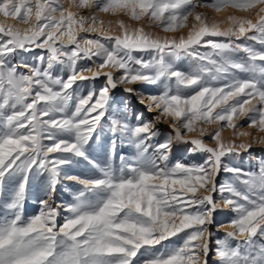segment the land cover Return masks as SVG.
I'll return each instance as SVG.
<instances>
[{
    "label": "snow or ice",
    "instance_id": "1",
    "mask_svg": "<svg viewBox=\"0 0 264 264\" xmlns=\"http://www.w3.org/2000/svg\"><path fill=\"white\" fill-rule=\"evenodd\" d=\"M258 6L255 22L229 16L223 31L197 11ZM97 12L146 19L164 33L187 27L189 17L196 23L186 38L162 40L119 20L112 35ZM0 15L27 26L0 23V264H264V158L251 155L264 136L236 123L246 118L264 133V0H0ZM36 49L43 52L32 62H17ZM102 74L99 89L74 87ZM133 84L160 91L144 95ZM119 85L159 115L114 112ZM169 119L160 139L157 124ZM211 125L218 127L209 132ZM225 128L234 136L227 143ZM179 145L206 154L204 162L173 161ZM124 146L132 155H117ZM241 150L250 154L247 168L223 162ZM81 164L86 173L73 174ZM221 171L231 175L218 183ZM64 182L79 187L60 204ZM30 196L39 207L27 216ZM223 208L234 216L217 229L231 230L213 239L209 226Z\"/></svg>",
    "mask_w": 264,
    "mask_h": 264
},
{
    "label": "rangeland",
    "instance_id": "2",
    "mask_svg": "<svg viewBox=\"0 0 264 264\" xmlns=\"http://www.w3.org/2000/svg\"><path fill=\"white\" fill-rule=\"evenodd\" d=\"M60 3L64 4L65 7H69L72 3V0H59ZM78 2V0H77ZM195 3H211L212 0H194ZM259 7L250 10L248 12H242L238 11L235 9H225L222 12H216L211 8H197L198 12H202L206 15L208 23H213L216 22L220 25V29L226 30L228 27H231V24L228 22L227 18L229 16H236L238 18L242 19H251L253 22L256 20V13L259 11ZM73 12H78L80 15L88 16L91 13L94 12V9L92 8H83V9H77L75 7H71L70 9ZM96 16L98 20H102L105 24V26L111 24V33L112 35H119L121 30L117 25V21L123 20L125 24L130 25L131 28H140L143 27L146 32H151L154 37L158 36L162 40L164 38H176L178 39L179 37H187L188 32L191 29L192 24L196 23L195 20L192 17H189V20L187 22L188 26L177 31L174 33H164L160 30L159 27H156L152 25L150 22H148L146 19L141 20L139 22L133 21L129 18V16L125 15L124 13H117L116 15H112L110 13H101L97 12ZM87 26V25H86ZM81 34L87 36L89 38H96L100 36L99 32H92V33H83L80 32L78 33L79 36ZM207 39H219V38H207ZM43 50L41 49H36L33 53H28V54H22L16 58L17 62H22V61H27V62H32L33 57L38 54L42 53ZM81 63L84 64H89L93 68H95V64H93L91 61H82ZM179 66L181 68H187V62L186 61H181L178 62ZM109 69H105L104 71H108ZM62 75H67V73H62ZM85 75H90V73H85ZM114 75L119 76L120 73L116 72ZM105 84V78L103 77V74L101 77L95 81H78L77 85H74V87L77 88V90L81 93L84 94L88 90H91L93 88L99 89ZM127 87H132L134 89H137L138 91L142 92L144 95H155L158 94L160 89L157 86L153 85H144V84H133V85H127ZM125 85H119L113 92L111 93L114 104H113V111H117L119 109H123L125 106L128 108V110L133 113V114H142L143 118L145 120H153L154 117L159 115V112L157 110H151L149 109L146 104H140L138 102L139 96L135 94H129L124 91ZM163 119V118H162ZM238 125H244V127H241L239 130L240 131H248L253 134V136H264V133H257L255 129H250L246 125L248 123L246 118H241L240 120L236 121ZM218 125H211L208 126V131L211 132L215 128H217ZM157 128L161 132V137L160 139H163L165 135L170 131V119L169 120H164V122L157 124ZM196 134L192 133L189 134L187 137L188 139L195 138ZM223 140L227 143L230 140L234 139L233 136V130L225 128V130L222 133ZM206 143L210 147H215V143L209 139V137L206 135L204 138ZM252 138L249 137L247 140L244 138H240L235 140L236 143H241V142H248ZM191 147V145H179L173 148L172 150V160H180L183 163H197V164H202L206 158V154L204 153H190L188 149ZM133 149H131L128 146H124L120 149H118L117 155L124 154V155H132ZM251 155L258 157V158H264V145H258L253 143L252 148H251ZM98 160L102 161V156H97L96 157ZM250 159V154L248 152H244L241 150L240 156L236 158H232L230 156H225L223 158V162L225 164H229L230 166H237V167H245L247 168V161ZM87 171V165L86 164H81L79 167L74 168L73 174L76 175H82L85 174ZM231 174L230 173H225L223 171L220 172V175L217 177V182H223L225 179H227ZM79 187L78 185H73L70 182H64L60 185L57 186V192L55 194V201L60 204H67L70 203L72 200V194L75 191V189ZM200 194L206 195L207 193L201 192ZM215 199L219 200V195L215 196ZM38 203L35 199L34 196H30L29 199L27 200L25 204V215L31 216L35 214L38 211ZM67 215V213L62 212L60 216V221L62 222L63 216ZM234 216V213H232L228 208H223L222 210H217L216 213H214V223L209 226L210 231H212L215 235L213 239L216 237L223 236L225 231H230L231 229L228 228H220L219 230L217 229V225L220 224H226L232 217ZM180 236H183V233L179 234ZM173 240H177L178 237H173ZM215 247V245H213Z\"/></svg>",
    "mask_w": 264,
    "mask_h": 264
},
{
    "label": "bare ground",
    "instance_id": "3",
    "mask_svg": "<svg viewBox=\"0 0 264 264\" xmlns=\"http://www.w3.org/2000/svg\"><path fill=\"white\" fill-rule=\"evenodd\" d=\"M0 23L6 24V25H14V26L19 27L21 29H23L24 27H27L26 25H18L16 23V21H14V20L5 19L2 15H0ZM85 35H87V34H85ZM85 35L81 34V36H85Z\"/></svg>",
    "mask_w": 264,
    "mask_h": 264
}]
</instances>
